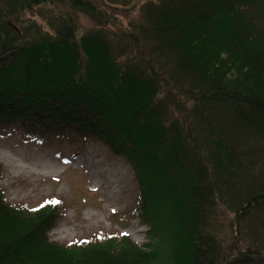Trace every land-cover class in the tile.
Listing matches in <instances>:
<instances>
[{"label":"trees","instance_id":"16d2710c","mask_svg":"<svg viewBox=\"0 0 264 264\" xmlns=\"http://www.w3.org/2000/svg\"><path fill=\"white\" fill-rule=\"evenodd\" d=\"M48 1L0 0V131L42 142L93 136L126 157L140 184L132 215L159 244L146 252L116 234L49 243L61 202L29 213L0 190V264H264L250 248L227 261L209 231L218 185L241 186L256 153L227 119L264 138V0H148L121 40L101 29L78 36L70 18L52 32L10 24L18 9ZM69 3L100 13L89 0ZM168 81L191 108L165 94ZM262 204L264 189L237 211L244 218Z\"/></svg>","mask_w":264,"mask_h":264},{"label":"rangeland","instance_id":"374dc122","mask_svg":"<svg viewBox=\"0 0 264 264\" xmlns=\"http://www.w3.org/2000/svg\"><path fill=\"white\" fill-rule=\"evenodd\" d=\"M99 9L97 17L72 9L69 0H49L45 5L20 10L12 26L17 31L35 23L45 31H55L61 20L71 19L78 36L101 29L116 40L124 38L128 30L141 19V6L148 0H89ZM6 10L0 4V13ZM18 19V20H17ZM18 21L17 23L15 21ZM14 22V23H13ZM119 43H123L119 41ZM134 46L131 55L134 56ZM171 82L165 94L179 101L183 108L193 105ZM163 96V95H162ZM176 111L178 106L171 105ZM179 119L191 120L192 115L182 111ZM227 130L235 138L253 147L254 164L242 185H218L217 206L210 219L209 231L221 241L227 261L238 257L249 248L259 252L254 257L264 258V204L240 217L241 206L251 194L259 195L264 189V138L251 136L227 119ZM24 130L8 127L0 131V165L3 175L0 190L4 201L13 207H25L31 213L46 205L61 202L63 215L47 235L49 243L65 247L88 242L93 237L116 234L126 235L137 247L149 252L144 245L151 240L150 227L132 215L138 204L140 184L132 164L126 157L113 152L100 140L91 136L70 135L51 142L26 139ZM241 148H243L241 146ZM263 194V193H262ZM47 211V210H46ZM27 215V214H26ZM28 216V215H27ZM118 248V247H116Z\"/></svg>","mask_w":264,"mask_h":264},{"label":"bare ground","instance_id":"6f19581e","mask_svg":"<svg viewBox=\"0 0 264 264\" xmlns=\"http://www.w3.org/2000/svg\"><path fill=\"white\" fill-rule=\"evenodd\" d=\"M26 139L34 141V139L32 137H30V136H27ZM41 143H43V142H41Z\"/></svg>","mask_w":264,"mask_h":264},{"label":"snow or ice","instance_id":"6c2138e0","mask_svg":"<svg viewBox=\"0 0 264 264\" xmlns=\"http://www.w3.org/2000/svg\"><path fill=\"white\" fill-rule=\"evenodd\" d=\"M56 203H58V202H56Z\"/></svg>","mask_w":264,"mask_h":264}]
</instances>
